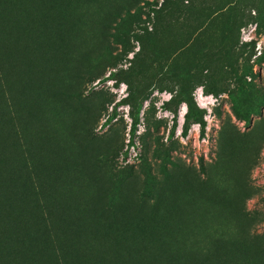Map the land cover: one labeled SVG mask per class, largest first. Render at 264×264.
Instances as JSON below:
<instances>
[{"label": "rangeland", "instance_id": "rangeland-1", "mask_svg": "<svg viewBox=\"0 0 264 264\" xmlns=\"http://www.w3.org/2000/svg\"><path fill=\"white\" fill-rule=\"evenodd\" d=\"M0 264H264V0H0Z\"/></svg>", "mask_w": 264, "mask_h": 264}, {"label": "bare ground", "instance_id": "bare-ground-1", "mask_svg": "<svg viewBox=\"0 0 264 264\" xmlns=\"http://www.w3.org/2000/svg\"><path fill=\"white\" fill-rule=\"evenodd\" d=\"M127 218H128V217H127ZM131 218H132V216H131ZM120 219H121V218H120ZM125 220H126V219H125ZM128 221H129V220H128ZM128 221H127V222H128ZM117 222H118V221H117ZM119 222H120V221H119ZM129 223H130V222H129ZM129 223H128V224H129ZM133 223H134V221H133ZM137 223H138V222H137ZM137 223H136V224H137ZM116 224H117V223H116ZM124 224H125V223H124ZM129 226L131 227V225H129ZM139 226H141V225H139ZM125 227H126V226H125ZM118 228H119V227H118ZM137 228H138V227H137ZM139 229H140V228H139ZM142 229H144V228H142ZM126 230H127V229H126ZM130 230H132V229H130ZM130 230H129V231H130ZM124 231H125V230H124ZM134 231H135V230H133V232H134ZM141 231H142V230H141ZM144 231H145V230H144ZM125 232H126V231H125ZM133 232H132V233H133ZM136 232H137V230H136ZM149 232H150V231H149ZM123 233H124V232H123ZM130 233H131V231H130ZM132 233H131V234H132ZM157 233H158V232H157ZM118 234H119V233H118ZM131 234H129V235H131ZM144 234H145V233H144ZM113 235H114V234H113ZM140 235H141V232H140ZM115 236H117V235H115ZM147 237H150V236H147ZM110 239H111V238H110ZM114 239H115V238H114ZM125 239H126V236H122V235H121V240H122V241H121V245H123V242L125 241ZM129 239H130V238H129ZM115 241H116V240H115ZM127 241H128V240H127ZM127 241H126V242H127ZM130 241H131V240H130ZM149 242H150V241H149ZM142 244H143V243H142Z\"/></svg>", "mask_w": 264, "mask_h": 264}, {"label": "trees", "instance_id": "trees-1", "mask_svg": "<svg viewBox=\"0 0 264 264\" xmlns=\"http://www.w3.org/2000/svg\"><path fill=\"white\" fill-rule=\"evenodd\" d=\"M203 129L205 128V124L204 123H201ZM116 228V226H114ZM116 230V229H115ZM111 240V239H110Z\"/></svg>", "mask_w": 264, "mask_h": 264}]
</instances>
